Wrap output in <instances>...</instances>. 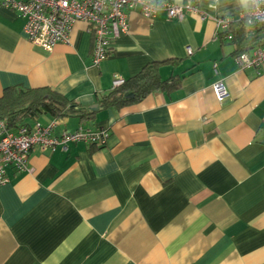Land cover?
<instances>
[{
    "label": "crops",
    "instance_id": "1",
    "mask_svg": "<svg viewBox=\"0 0 264 264\" xmlns=\"http://www.w3.org/2000/svg\"><path fill=\"white\" fill-rule=\"evenodd\" d=\"M175 1L198 14L129 11L127 32L98 66L85 23L45 52L0 7V96L13 86L49 88L90 110L115 76L126 80L148 63L161 64L162 79L181 78L175 90L97 106L90 122L64 118L54 129L107 128L103 147L34 148L29 171L6 169L0 264H264V69H239L236 44L216 36L214 22L242 20L248 0ZM245 37L262 45L264 29ZM216 81L228 92L220 103Z\"/></svg>",
    "mask_w": 264,
    "mask_h": 264
},
{
    "label": "built area",
    "instance_id": "2",
    "mask_svg": "<svg viewBox=\"0 0 264 264\" xmlns=\"http://www.w3.org/2000/svg\"><path fill=\"white\" fill-rule=\"evenodd\" d=\"M0 7L14 11L23 21L25 39L45 52L59 43H70V34L76 22L87 25L92 34L91 65L98 66L111 50L116 37L127 32V14L137 11L152 19L164 12L168 19L182 20L187 12L198 14L196 4L180 5L175 0H0ZM204 17H201L203 19ZM247 25L264 28V0H248L247 11L241 16ZM216 36L232 40V20L228 17L214 18ZM187 52L191 53L190 48ZM234 61L239 69H254L259 74L264 69V44L249 51L238 53ZM124 83L115 76L112 88ZM215 99L220 103L228 97L221 81L213 86ZM61 119H52L43 125L38 120L10 128L6 120L0 119V186L8 183L6 169L16 173L29 171L28 159L32 149L67 150L69 143H84L96 147L106 145L110 136L107 128H93L85 124L73 130L54 134ZM264 122V118H263Z\"/></svg>",
    "mask_w": 264,
    "mask_h": 264
},
{
    "label": "trees",
    "instance_id": "3",
    "mask_svg": "<svg viewBox=\"0 0 264 264\" xmlns=\"http://www.w3.org/2000/svg\"><path fill=\"white\" fill-rule=\"evenodd\" d=\"M247 28L264 29L260 25H247L245 20L232 23L230 32L233 42L237 46V53L246 50L247 47L262 46L259 41L254 45L248 44L245 37ZM160 63L146 64L136 75L124 80V83L112 88L108 92L95 95L98 110L110 107L119 108L129 103L142 100L146 96L160 92L175 90L180 85L181 78L178 75L167 79L160 77ZM131 98H126L127 94ZM93 111L81 108L75 101L67 100L62 95L49 88H23L13 86L5 88L0 96V119L7 122L8 127L16 128L28 124L40 115H49L56 119L77 118L81 123L91 121Z\"/></svg>",
    "mask_w": 264,
    "mask_h": 264
},
{
    "label": "water",
    "instance_id": "4",
    "mask_svg": "<svg viewBox=\"0 0 264 264\" xmlns=\"http://www.w3.org/2000/svg\"><path fill=\"white\" fill-rule=\"evenodd\" d=\"M125 97L126 98H131L132 97V94L129 93ZM96 108H97V105H93V106L90 107V110H95Z\"/></svg>",
    "mask_w": 264,
    "mask_h": 264
},
{
    "label": "rangeland",
    "instance_id": "5",
    "mask_svg": "<svg viewBox=\"0 0 264 264\" xmlns=\"http://www.w3.org/2000/svg\"><path fill=\"white\" fill-rule=\"evenodd\" d=\"M45 120H46V119H44L43 117H40V121H41V122H46Z\"/></svg>",
    "mask_w": 264,
    "mask_h": 264
}]
</instances>
